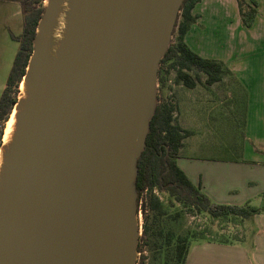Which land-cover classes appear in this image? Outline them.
Instances as JSON below:
<instances>
[{"label":"water","instance_id":"95a60500","mask_svg":"<svg viewBox=\"0 0 264 264\" xmlns=\"http://www.w3.org/2000/svg\"><path fill=\"white\" fill-rule=\"evenodd\" d=\"M184 1L45 0L0 147V264H137L138 162Z\"/></svg>","mask_w":264,"mask_h":264},{"label":"crops","instance_id":"0c3cea01","mask_svg":"<svg viewBox=\"0 0 264 264\" xmlns=\"http://www.w3.org/2000/svg\"><path fill=\"white\" fill-rule=\"evenodd\" d=\"M255 1L257 17L245 28L236 0H201L193 10L197 22L185 36L201 58L223 63L234 84L204 78L193 89L171 86L178 91L176 121L189 133L178 166L214 203H249L259 210L249 224H240V238L192 243L186 264H264V0ZM221 98L231 104L223 106ZM214 129L223 135L211 134Z\"/></svg>","mask_w":264,"mask_h":264},{"label":"trees","instance_id":"16d2710c","mask_svg":"<svg viewBox=\"0 0 264 264\" xmlns=\"http://www.w3.org/2000/svg\"><path fill=\"white\" fill-rule=\"evenodd\" d=\"M200 1L185 0L183 2L173 32L174 39L160 64L159 82L163 80L161 72L164 65H167V68L172 71L171 73H174L175 85L183 84L190 89L195 88L203 77L212 84L220 81L223 74H231L223 63L201 58L185 43L186 34L191 26L197 22L198 15H194L193 10ZM236 1L241 25L245 28L252 27L258 14L257 2L255 0ZM17 2L22 6L24 27L19 37L12 35V38L20 43V49L0 99V147L5 124L12 115L28 61L33 52L36 29L44 13L45 0H18ZM175 113H177V104L174 97L169 95L163 101L159 100L155 116L151 122L146 148L138 162V207L142 196L145 194L144 209L141 210L143 222L138 253L141 252L142 242L145 241L151 230L147 212L152 213L157 220L167 215L157 191L166 192L171 200L184 207L205 212L213 218L237 220L240 224L259 213V210L249 203L243 206L216 204L199 186H195L191 182L177 163L184 147V140L189 133L177 123L176 117H174ZM158 226L156 223L154 228L157 229ZM228 241L225 240L221 243H228ZM190 246L187 238L178 237L176 239L173 248L176 264H186Z\"/></svg>","mask_w":264,"mask_h":264},{"label":"rangeland","instance_id":"374dc122","mask_svg":"<svg viewBox=\"0 0 264 264\" xmlns=\"http://www.w3.org/2000/svg\"><path fill=\"white\" fill-rule=\"evenodd\" d=\"M17 1L18 0H0V99L13 68L16 55L20 49V43L15 41L12 38V35L19 37L22 34L24 27L22 6ZM241 42L242 38H240V43ZM171 72L172 71L167 68V65L163 66L161 72L163 80L160 82L158 81V101H163L169 95L174 97L178 92H176V88L174 90V88L171 87L174 83V73ZM192 75L194 76V74ZM204 78L205 77H203V79ZM223 78L228 80L230 84H234V80L227 74H223ZM174 98L176 99V97ZM226 98H221L223 106L231 104L230 100ZM238 98L240 100L239 109L242 108L243 110V106H240L243 97ZM237 101L238 99H236V103ZM242 112L243 111H240L238 116L242 115ZM235 119L237 124H241L239 117H236ZM241 125H236L235 127V132L238 134L243 132ZM221 133L222 131L217 129L211 131V134H216L215 136H222L223 134ZM215 150L216 146L214 145L211 152L212 156L215 152L216 154L219 153ZM237 153L239 154L238 151ZM204 154H206V152H204ZM157 194L167 211V215L162 219L157 220L153 217L152 213L147 212L151 230L148 237L142 242L137 264H176L174 261L173 248L178 237L187 238L189 245H191L194 242L200 241L223 242L230 238H240L242 235L240 222L237 220L213 218L205 212L195 210L191 207H184L171 200L170 196L164 191H157ZM142 201L144 202V199H142ZM143 205L144 204L141 206V210L144 209ZM251 206L253 205L251 204ZM139 219L140 233L142 236V213L139 215ZM249 222L250 221L247 220L246 224H249ZM156 223L159 225L157 229L154 228Z\"/></svg>","mask_w":264,"mask_h":264},{"label":"bare ground","instance_id":"6f19581e","mask_svg":"<svg viewBox=\"0 0 264 264\" xmlns=\"http://www.w3.org/2000/svg\"><path fill=\"white\" fill-rule=\"evenodd\" d=\"M14 114H15V112H13V114L10 116V119H9L8 123L6 124L5 129H4V138H3V141L5 143L8 142V140L10 138V135L12 133V130H13V126H14Z\"/></svg>","mask_w":264,"mask_h":264},{"label":"built area","instance_id":"2783aa9c","mask_svg":"<svg viewBox=\"0 0 264 264\" xmlns=\"http://www.w3.org/2000/svg\"><path fill=\"white\" fill-rule=\"evenodd\" d=\"M176 116H177V113L174 114V117H176ZM144 196H145V194H144ZM144 196H142V198H141V200H140V202H139V204H140V206L138 207L139 215L141 214V206H142V204H143L142 199H144Z\"/></svg>","mask_w":264,"mask_h":264},{"label":"flooded vegetation","instance_id":"af4514ba","mask_svg":"<svg viewBox=\"0 0 264 264\" xmlns=\"http://www.w3.org/2000/svg\"><path fill=\"white\" fill-rule=\"evenodd\" d=\"M7 123H8V122H7ZM7 123H6V124H7ZM6 124H5V125H6ZM3 138H4V135H3ZM2 141H3V139H2Z\"/></svg>","mask_w":264,"mask_h":264}]
</instances>
